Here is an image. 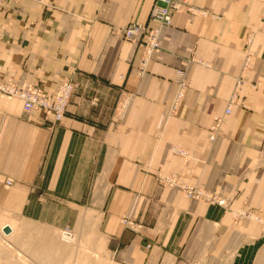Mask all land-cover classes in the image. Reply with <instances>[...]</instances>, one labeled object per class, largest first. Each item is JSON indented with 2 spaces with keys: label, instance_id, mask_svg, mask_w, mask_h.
<instances>
[{
  "label": "crops",
  "instance_id": "crops-1",
  "mask_svg": "<svg viewBox=\"0 0 264 264\" xmlns=\"http://www.w3.org/2000/svg\"><path fill=\"white\" fill-rule=\"evenodd\" d=\"M154 1L0 9V81L75 85L56 125L0 96V231L14 230L0 264H66L59 233L82 217L115 264H264V0H182L140 75L143 47L118 33L149 25Z\"/></svg>",
  "mask_w": 264,
  "mask_h": 264
},
{
  "label": "built area",
  "instance_id": "built-area-1",
  "mask_svg": "<svg viewBox=\"0 0 264 264\" xmlns=\"http://www.w3.org/2000/svg\"><path fill=\"white\" fill-rule=\"evenodd\" d=\"M7 1L18 4L22 0H0V9ZM181 2L182 0H155L149 14V25L133 23L122 31H119L118 34H120L124 39L143 47V57L139 66L140 75L144 73L145 64L150 56L160 48L159 37L161 28L170 26L172 24V12L174 10H178L179 4ZM261 29L264 31V9L262 12ZM250 39L251 38L248 39V42L251 41ZM248 64L249 58L246 60L243 66L242 74L236 81L235 88L228 101V106L225 111L226 115H230L232 113V109L237 104L239 93L241 92V89L245 83L244 74L247 71ZM177 77L178 91L173 101V109H176L180 106L186 90L184 72L178 71ZM254 87L255 85L253 88ZM74 88L75 85L72 82H64L59 86L54 95H48L36 85L27 84L19 87L17 86L16 82L0 81V96L8 100L16 99L20 101L22 103L23 111L28 114L40 110L45 111L46 117H51L53 125H56L64 118L67 112ZM210 139L214 140L215 137L212 136ZM164 179L167 181L169 180L167 178ZM11 183V180L6 182L8 186H10ZM170 183L171 185L175 184L172 180ZM183 190L188 198L203 196L200 192L196 193L193 187L185 186L183 187ZM209 199L211 202H215L221 206L225 205L224 200L216 199L215 197H211ZM61 232L62 238L66 242L74 240V234L72 230L65 229Z\"/></svg>",
  "mask_w": 264,
  "mask_h": 264
},
{
  "label": "rangeland",
  "instance_id": "rangeland-1",
  "mask_svg": "<svg viewBox=\"0 0 264 264\" xmlns=\"http://www.w3.org/2000/svg\"><path fill=\"white\" fill-rule=\"evenodd\" d=\"M216 129H217V126L215 127V129H212V130L215 131ZM213 134L215 135V133ZM7 181L8 180H6V182ZM7 221L8 219L0 218V227L4 222H7ZM80 224H81V227H84V228L79 227V229L75 230V232L72 230L74 234L73 241L66 242L62 238V232L59 233V239L61 241L65 242L66 245L69 243L75 246L74 255L73 257L70 258V260L66 264H115L114 262L110 261L106 257L105 250H104V241L99 237L96 229H90V228H93V226H90L88 218L82 217ZM10 225L11 224H7L4 227L8 226L10 230L13 232L14 231L13 226L11 225L10 227ZM3 228L0 231V258L2 257L8 258L9 254H8L7 236H9V234L3 233Z\"/></svg>",
  "mask_w": 264,
  "mask_h": 264
},
{
  "label": "water",
  "instance_id": "water-1",
  "mask_svg": "<svg viewBox=\"0 0 264 264\" xmlns=\"http://www.w3.org/2000/svg\"><path fill=\"white\" fill-rule=\"evenodd\" d=\"M3 232L6 233V234H9L10 233V228L8 226L4 227L3 228Z\"/></svg>",
  "mask_w": 264,
  "mask_h": 264
},
{
  "label": "bare ground",
  "instance_id": "bare-ground-1",
  "mask_svg": "<svg viewBox=\"0 0 264 264\" xmlns=\"http://www.w3.org/2000/svg\"><path fill=\"white\" fill-rule=\"evenodd\" d=\"M7 101V100H6ZM3 102V101H2ZM16 103V102H15ZM0 104H3V103H0ZM10 106H12V105H10ZM0 107H2V105L0 106ZM8 109V108H7ZM2 110V109H1ZM11 231V230H10ZM4 233V232H3Z\"/></svg>",
  "mask_w": 264,
  "mask_h": 264
}]
</instances>
